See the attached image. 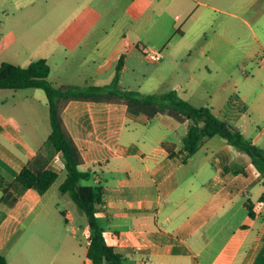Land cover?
<instances>
[{"label":"crops","instance_id":"obj_1","mask_svg":"<svg viewBox=\"0 0 264 264\" xmlns=\"http://www.w3.org/2000/svg\"><path fill=\"white\" fill-rule=\"evenodd\" d=\"M152 1L160 15L173 4L189 11L180 25L179 14L171 17V25H178L172 28L184 37L193 17L191 0ZM258 3L259 16L254 21L264 24V1ZM261 32L255 37L264 52V26ZM205 69L211 71L209 65ZM176 90L196 106L211 107L218 117L264 147V131L253 124L248 106L235 102L217 106L209 91L184 86ZM35 95L40 93L28 94V101H36ZM200 96L206 100L201 102ZM39 100L42 104L34 103L36 114L31 115L41 122L29 127V134L0 112V175L10 183L6 190L0 186V252L8 264H93L84 230L87 213L86 217L79 214V230L68 234L76 228L75 217L58 200L66 167L62 152L48 143L52 130L48 97ZM63 117L81 148V168L94 171L91 179L103 186L98 221L126 264H264V202L257 218L250 217L245 207L248 199L260 200L264 185L247 152L221 136H212L189 154L183 145L189 122L161 113L130 118L123 103L72 100ZM137 122L148 124L139 137L131 131L138 130ZM164 142L173 146V155ZM30 162L58 173L45 193L23 189L16 181ZM226 166L239 171H225ZM56 216L63 225L56 223Z\"/></svg>","mask_w":264,"mask_h":264},{"label":"rangeland","instance_id":"obj_2","mask_svg":"<svg viewBox=\"0 0 264 264\" xmlns=\"http://www.w3.org/2000/svg\"><path fill=\"white\" fill-rule=\"evenodd\" d=\"M262 1L191 0L193 17L182 37L172 28L188 16L181 5L173 4L160 15L152 0H0V64L27 66L45 57L52 68L49 79L56 86L105 85L113 81L125 56L120 87L144 94H161L178 86L209 91L217 106L231 102L248 106L253 124L264 131V52L255 37L264 24L254 21ZM178 14V25H171V17ZM151 49L162 50L165 57L148 60L145 52ZM207 65L211 71L205 69ZM34 91L40 96L28 101ZM44 91L1 89L0 112L29 134V127L41 122L31 114H36L34 103L47 99ZM147 127L137 122L138 130L131 131L139 137ZM83 184L99 183L91 179ZM58 193L63 210L75 217L76 228L68 233L73 234L79 230V214H86L69 192ZM54 219L63 225L59 216Z\"/></svg>","mask_w":264,"mask_h":264},{"label":"trees","instance_id":"obj_3","mask_svg":"<svg viewBox=\"0 0 264 264\" xmlns=\"http://www.w3.org/2000/svg\"><path fill=\"white\" fill-rule=\"evenodd\" d=\"M125 56H121L117 65V71L111 83L106 85H54L49 75L51 65L48 59L40 57L31 61L27 66H19L13 62L3 61L0 64V90L4 88H42L48 97L50 108V120L52 130L48 142L62 152V158L66 167V178L60 186L63 192H69L79 207L87 213L88 224L85 233L88 237V258L93 264H126L124 256L109 244L104 229L97 217L98 204L102 202L103 186L83 184L93 177L91 170H84L81 165L84 157L81 148L76 143L69 131L63 111L68 102L82 100L94 103H116L127 105L128 116L137 118L144 114L153 118L157 114H167L179 122H189L188 132L183 138L184 148L189 154L195 153L202 140L206 137L221 136L228 143L235 145L239 150L247 152L253 164L259 169L264 185V147L256 144L248 138L239 128L231 122L218 117L209 106H196L179 94L176 89L165 93H141L137 90L122 88L119 86L120 73L124 65ZM165 146L174 154L173 146L164 142ZM39 158H36L38 161ZM230 166L225 167L229 171ZM237 172L236 168L232 169ZM58 173L45 166L37 167L33 162L26 164L18 174L16 181L23 189L35 188L40 193H45L54 181ZM10 185L0 175V186L6 190ZM264 202V192L258 202L248 199L245 207L249 210L250 217L257 218L261 215V203ZM66 216L67 211L63 212ZM0 264H8L7 257L0 252Z\"/></svg>","mask_w":264,"mask_h":264},{"label":"built area","instance_id":"obj_4","mask_svg":"<svg viewBox=\"0 0 264 264\" xmlns=\"http://www.w3.org/2000/svg\"><path fill=\"white\" fill-rule=\"evenodd\" d=\"M145 56L148 60L153 61V62L160 61L165 57L162 50H155V49H151L145 52ZM138 264H141V263H138Z\"/></svg>","mask_w":264,"mask_h":264}]
</instances>
